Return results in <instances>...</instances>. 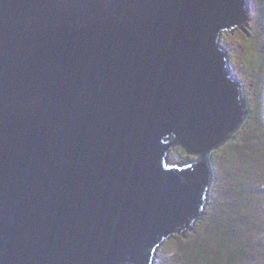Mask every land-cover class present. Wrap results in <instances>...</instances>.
<instances>
[{
  "label": "water",
  "instance_id": "1",
  "mask_svg": "<svg viewBox=\"0 0 264 264\" xmlns=\"http://www.w3.org/2000/svg\"><path fill=\"white\" fill-rule=\"evenodd\" d=\"M249 5L0 0V264H152L205 216V158L249 115L221 44Z\"/></svg>",
  "mask_w": 264,
  "mask_h": 264
},
{
  "label": "rangeland",
  "instance_id": "2",
  "mask_svg": "<svg viewBox=\"0 0 264 264\" xmlns=\"http://www.w3.org/2000/svg\"><path fill=\"white\" fill-rule=\"evenodd\" d=\"M251 1L249 5L250 19L248 24L245 25L246 30L230 31L222 37L221 42L229 51L234 78L240 81L250 112L247 121L245 120L246 126L241 129L243 130L241 135H239L240 131L238 133L240 145L237 144L240 148L225 146L214 151V153L212 151L214 184L206 213L212 209H215V211L218 208L222 209L223 203L221 202L225 201L223 194L227 185L230 186V184L239 183V181L245 185V180L249 174L253 175L258 182L264 181V53L262 54L260 49L261 47L264 51V36L261 35L260 23L258 22L259 18L262 21L264 20V13L261 5L256 6ZM253 5L255 8H253ZM259 13L261 14L260 17ZM232 143L234 144V142ZM245 146L252 149L256 147V150L247 151ZM184 151L185 149L182 146H175L170 154L171 162L187 164L197 159L193 155H185ZM249 156H255V159L248 163L244 158ZM222 183L225 186H221ZM246 197L247 194L240 199V204L243 207L250 205L245 199ZM257 203L255 201L253 204ZM261 203L264 209V199ZM251 211L250 207L248 212ZM262 214L264 217V210ZM198 223L199 221L195 226ZM176 237L171 238L158 249L154 257V264H194V260L190 255H188L189 261L186 260V257L182 258V254L178 250V244L177 242L174 243L173 240ZM211 240H214V237H211ZM262 253L263 255L259 254L256 261L253 259L248 264H264V244Z\"/></svg>",
  "mask_w": 264,
  "mask_h": 264
},
{
  "label": "trees",
  "instance_id": "3",
  "mask_svg": "<svg viewBox=\"0 0 264 264\" xmlns=\"http://www.w3.org/2000/svg\"><path fill=\"white\" fill-rule=\"evenodd\" d=\"M252 1L251 3L256 6L261 5L264 13V0ZM254 5L253 8H255ZM260 15L259 13V17ZM258 22L261 35L264 36V20L259 18ZM260 49L263 54V49L261 47ZM245 103L247 106L246 100ZM244 126H246V122L231 134L221 147L215 148L213 153L225 146L240 148L237 144L240 142L238 133L240 131L239 135H241L243 131L241 129H244ZM245 148L247 151L256 150V147L252 149L245 146ZM184 153L187 155L186 151ZM244 159L249 163L255 159V156ZM210 161L212 164L213 154ZM245 182V185L241 181L230 184V186L227 185L223 194L225 201L221 202L223 203L222 209L218 208L217 211L212 209L205 216L202 211L199 220L196 221H199L196 226L195 222L191 225L192 229L189 232L173 239L174 243L178 244L182 258L186 257V260L189 261L188 255H190L194 264H248L253 259L256 261L259 254L263 255L264 217L262 211L264 209L261 201L264 199V181L258 182L253 175L249 174ZM221 186H225V184L222 183ZM246 194L245 199L250 205L243 207L240 204V199L244 198ZM255 201L258 203L254 205ZM250 207L252 211L248 212ZM211 237H214V240H211Z\"/></svg>",
  "mask_w": 264,
  "mask_h": 264
},
{
  "label": "clouds",
  "instance_id": "4",
  "mask_svg": "<svg viewBox=\"0 0 264 264\" xmlns=\"http://www.w3.org/2000/svg\"><path fill=\"white\" fill-rule=\"evenodd\" d=\"M245 27H246V26H245ZM241 30H242V29H241ZM229 56H230V54H229ZM233 76H234V75H233ZM234 79H235V78H234ZM235 81H237V82L240 83V81H239L238 79H235ZM242 93H243V92H242ZM243 96H244V95H243ZM244 98H245V97H244ZM245 100H246V99H245ZM249 112H250V111H249ZM173 148H174V147H173ZM173 148H172V150H173ZM196 158H197V157H196ZM195 160H196V159H195ZM193 161H194V160H193ZM193 161H192V162H193ZM190 163H191V162H190ZM154 263H155V259H154ZM154 263H153V264H154Z\"/></svg>",
  "mask_w": 264,
  "mask_h": 264
},
{
  "label": "bare ground",
  "instance_id": "5",
  "mask_svg": "<svg viewBox=\"0 0 264 264\" xmlns=\"http://www.w3.org/2000/svg\"><path fill=\"white\" fill-rule=\"evenodd\" d=\"M211 154H212V152L208 155V158L207 157L205 158L207 161H209V163H211V161L209 159V157H211ZM211 167H212V164H211Z\"/></svg>",
  "mask_w": 264,
  "mask_h": 264
}]
</instances>
